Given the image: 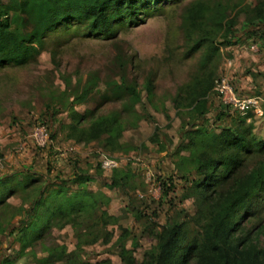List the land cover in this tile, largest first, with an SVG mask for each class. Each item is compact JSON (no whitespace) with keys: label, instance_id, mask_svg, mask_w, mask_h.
<instances>
[{"label":"rangeland","instance_id":"1","mask_svg":"<svg viewBox=\"0 0 264 264\" xmlns=\"http://www.w3.org/2000/svg\"><path fill=\"white\" fill-rule=\"evenodd\" d=\"M6 1L9 0H0ZM188 1L157 0L142 8L136 18L115 20L112 31L107 34L85 29L77 21L59 25L46 33L44 46L35 59L23 65L0 66V153L3 155L0 176L23 166H33L40 171L35 175L40 184L52 185L56 177L68 179L78 175L84 180L85 171L94 175L86 186L106 193L110 200L104 209L117 217L116 222L106 226L107 241H103L102 231L81 239L79 234H85V230L79 223L54 225L19 257H16L19 246L13 240L15 234L4 232L0 234V261L8 255L14 257V264H57L44 263L41 258L46 255L45 246L61 244L68 251H76L85 263L122 264L114 244L121 229L127 228L130 235L126 245L138 263L144 251L155 242L154 232L167 218L181 214L179 219L182 220L186 214L194 213V200L189 195L191 182L186 177L192 178L194 172L175 166V162L188 153L177 149L187 141L183 131L189 117L175 113L171 103L179 88L192 77L200 55V52L185 54L181 13ZM258 2L264 4V0H241L237 9L254 8ZM243 20L242 12L236 25L240 41L220 47L214 79L225 75L239 95L259 96L263 109L264 20L253 27L256 32L250 35L244 33ZM226 58L231 61L228 66ZM120 73L124 74L126 84L134 85L141 93V102L135 104V109L143 118L134 124L130 122L131 113L123 111L127 96L125 93L116 96L114 92L113 83H120ZM90 77L95 80L93 91L79 103L74 99V92L82 93L83 84ZM147 79L153 85L150 100L144 87ZM219 104V98L211 92L208 112L197 123L205 120V124L216 131L231 125L234 121L231 115L216 118L214 110ZM94 108L96 115L122 110L121 120L126 121V127L120 141L130 147L128 152H110L109 148H103L101 141L75 142L68 137L69 129L73 128L71 115L81 117ZM51 110L55 112L52 120ZM88 119L83 123L87 124ZM248 121L252 124L251 136L263 142L264 115L255 114ZM42 126L49 136L55 132L52 140L50 138L49 152L38 146L32 137V131ZM102 152L117 158L116 168L129 169L131 186L127 194L110 186L109 172L113 169L101 167L103 171L96 173ZM250 161L246 162L247 168L254 163ZM168 177L172 180L171 188L162 196L159 178ZM18 196L13 195L7 201L12 206L27 207V202L22 203ZM136 211L141 217L135 215ZM14 212L9 208L5 218L9 213L15 214L12 219L15 222L20 215ZM256 223H264V193L253 202L242 221L247 228ZM93 235L99 239L89 243ZM260 245H264V236L260 237Z\"/></svg>","mask_w":264,"mask_h":264},{"label":"trees","instance_id":"2","mask_svg":"<svg viewBox=\"0 0 264 264\" xmlns=\"http://www.w3.org/2000/svg\"><path fill=\"white\" fill-rule=\"evenodd\" d=\"M157 0H9L0 2V66L5 64L23 65L35 59L44 46L46 33L59 25L71 21L81 23L90 31L107 34L112 31L115 20L136 18L142 8ZM241 0H190L181 13V27L186 42V55L200 52L197 67L190 80L179 88L171 103L177 114H186L183 138L187 141L178 146V151L187 150L179 161L178 169L193 171L189 195L193 197L195 211L167 218L154 232L155 242L144 251L142 259L135 261L132 250L126 245L127 228H122L115 244L122 264H264V223L247 228L242 221L252 209L253 202L264 193V141L251 136V121L255 113L245 115L222 104L214 111L216 118L231 115V125L216 131L197 120L205 118L208 112V95L213 92L214 77L220 47L231 46L240 41L236 30L238 17L244 13V33L250 35L264 20V4L258 2L254 8L241 6ZM234 11V12H233ZM94 77L83 84L82 93L74 92V99L81 103L93 91ZM113 83L114 92L125 93L123 111L130 112L134 124L143 118L135 109L141 102V93L132 84ZM110 84V83H109ZM148 100L152 97V81L144 82ZM217 96V94H216ZM218 97V96H217ZM219 98V97H218ZM96 108L87 110L81 117L71 115L73 128L68 137L75 142L101 141L103 148L110 152H128L129 146L120 141L126 121L121 120L122 110L96 115ZM55 112L51 110L50 119ZM264 115V107L262 109ZM88 119V123L83 122ZM156 129V127H155ZM54 131L50 138L54 137ZM255 138V139H254ZM158 142L156 137L153 138ZM50 142L44 147L50 151ZM103 153V152H102ZM100 154V152L98 153ZM109 156H112L110 153ZM2 154L0 153V158ZM254 159V160H253ZM254 161L251 167L246 162ZM248 162V163H249ZM188 166V168L186 167ZM103 171L99 161L96 173ZM84 173V180L78 175L58 179L52 185H41L35 175L40 171L23 166L0 176V234L14 233L18 244L16 257L31 246L52 227H63L68 223L83 225L85 234L80 238L102 231L103 241L109 238L106 226L117 221L104 209L110 197L100 189L86 186L94 175ZM185 176V175H182ZM130 171L116 168L109 172V183L128 193ZM163 187L162 196L171 188V177L159 178ZM19 195L24 205L12 206L8 198ZM20 217L13 222L15 214ZM133 210H136L132 207ZM135 215L141 217L140 212ZM196 225V228L193 227ZM101 237V236H100ZM99 239L93 235L89 243ZM44 263L90 264L80 260L76 251H68L65 245L45 246ZM0 264H14V257L5 256Z\"/></svg>","mask_w":264,"mask_h":264},{"label":"built area","instance_id":"3","mask_svg":"<svg viewBox=\"0 0 264 264\" xmlns=\"http://www.w3.org/2000/svg\"><path fill=\"white\" fill-rule=\"evenodd\" d=\"M225 63L226 66L230 65V59L226 58ZM213 91L217 94L222 104L227 106L230 111L238 112L241 115H245L248 111L255 114L262 113L260 97L256 95H239L225 75H219L215 79ZM32 137L40 147H45L50 142V136L43 126L35 128L32 131ZM100 163L105 170L115 169L119 164L117 158L104 153L100 155Z\"/></svg>","mask_w":264,"mask_h":264},{"label":"crops","instance_id":"4","mask_svg":"<svg viewBox=\"0 0 264 264\" xmlns=\"http://www.w3.org/2000/svg\"><path fill=\"white\" fill-rule=\"evenodd\" d=\"M229 49H231V48H229ZM231 50L234 51V49H231ZM232 51H231V52H232ZM2 156H3V155H2ZM2 158H3V157H1L0 160H2ZM8 171H11V170H8Z\"/></svg>","mask_w":264,"mask_h":264}]
</instances>
